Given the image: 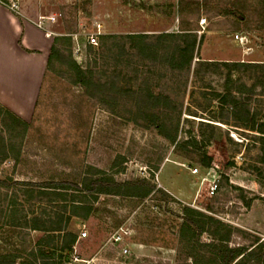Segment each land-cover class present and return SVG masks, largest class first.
Here are the masks:
<instances>
[{
  "label": "rangeland",
  "instance_id": "rangeland-1",
  "mask_svg": "<svg viewBox=\"0 0 264 264\" xmlns=\"http://www.w3.org/2000/svg\"><path fill=\"white\" fill-rule=\"evenodd\" d=\"M20 3L31 16L56 18L45 27L59 37L63 54L88 69L91 81L77 82L56 56L32 109L20 115L0 103V178L10 182L0 187V256L15 257L12 264L29 261L30 250L47 234L26 221L57 205L52 194L41 197L37 185L13 181L80 183L102 172L116 182L147 179L155 190L145 197L76 198L81 208L68 227L77 237L61 264H219L201 243L264 244L261 133L250 127H264V0ZM95 21L101 23L100 36L116 38L99 37L98 46L81 38L76 52L70 35ZM183 31H193L197 41L190 66L179 70L169 61L174 42L157 35ZM137 33L146 39L127 36ZM231 61L253 64L225 65ZM148 91L162 97L147 104ZM152 112L163 130L150 124ZM205 177L218 179L212 197L205 194ZM184 207L204 215H194L202 232L196 225L195 231L181 229ZM83 226L87 234L79 237ZM118 226L132 229L126 255L109 241ZM244 262L264 264V256Z\"/></svg>",
  "mask_w": 264,
  "mask_h": 264
},
{
  "label": "trees",
  "instance_id": "trees-1",
  "mask_svg": "<svg viewBox=\"0 0 264 264\" xmlns=\"http://www.w3.org/2000/svg\"><path fill=\"white\" fill-rule=\"evenodd\" d=\"M0 1L5 2L6 0ZM127 36L131 38H139L141 40H145L147 37L146 34L142 33L128 34ZM100 37L102 39H110L114 36L102 35ZM157 38L160 41L168 40L169 42H174L169 56L170 64L174 68L181 70L190 66L197 41V37L193 31H183L176 34L159 33ZM180 39H183L185 43L181 44ZM58 41L59 37H54V41L48 55L47 68L51 63L52 58L58 56L73 71L75 80L77 82L83 85L89 84L91 81V74H88V69H83L74 59L71 58L70 55L66 56L63 54L61 49L57 47ZM251 64L253 63L240 61L225 62V65L234 68L252 66ZM161 97V95H155L148 91V93L143 95V100L147 104H150L152 102L159 101ZM229 97H231V95ZM5 112H7L13 119L19 121L23 126L28 125L26 122L13 115V113H11V111L8 109H5ZM249 112V109H246L247 116L249 115ZM147 119L154 127L158 128L159 130H163L162 122L160 123L158 121V115L156 113L152 112V114L147 115ZM250 127L251 129L261 133L259 136L261 151L260 157L261 161L264 163V127L259 124L255 125L253 122L251 123ZM203 163L205 165L208 164L207 161H204ZM13 182H15V184L37 185L38 189L40 190L39 195L41 197L52 194L53 197H51L50 201L57 203L53 210L48 211L43 209L41 214L34 215L26 221V224L30 222L27 226L28 228L44 232L47 235L37 241V250H30L29 257L31 259H29V261H23L22 264H61L63 258L73 251V245L77 234L69 229L68 226L71 217L78 215L77 209L81 208L74 204L76 201H79L76 200V198L81 199L82 197H86L89 194L94 196L99 194H121L127 196L145 197L155 190L154 185H152L147 179L136 178L125 180L123 182H116L112 176L103 172L99 177L83 178L82 182L80 183L70 181H48L46 183H34L28 181ZM9 184L10 182L7 183L6 179L0 178V187L6 188L9 186ZM70 193L72 196L67 198ZM251 201L252 199L246 201L245 205L248 207L251 204ZM208 209L212 211L213 207L208 206ZM52 214L54 215L51 216ZM194 215L204 216L190 207L183 208V221L181 224V229L195 231L194 228L196 227L193 226L196 225L199 229L197 232L200 233L203 231V227L198 225V222L194 219ZM208 219L213 220L212 217H208ZM221 240L225 241L226 239ZM200 246L202 249H207V252L216 257L219 264H247L244 262V259L251 261L254 259H262V254L264 256V251H261V248L264 247L263 240L256 241L251 248L242 245L230 247L228 245H219L210 242H203ZM256 247H258L257 250H255ZM0 258V264H12L15 260V257L11 258L9 255H3L0 256Z\"/></svg>",
  "mask_w": 264,
  "mask_h": 264
},
{
  "label": "crops",
  "instance_id": "crops-1",
  "mask_svg": "<svg viewBox=\"0 0 264 264\" xmlns=\"http://www.w3.org/2000/svg\"><path fill=\"white\" fill-rule=\"evenodd\" d=\"M28 12L20 3L15 14L0 1V103L20 115L35 105L54 41Z\"/></svg>",
  "mask_w": 264,
  "mask_h": 264
},
{
  "label": "built area",
  "instance_id": "built-area-1",
  "mask_svg": "<svg viewBox=\"0 0 264 264\" xmlns=\"http://www.w3.org/2000/svg\"><path fill=\"white\" fill-rule=\"evenodd\" d=\"M6 7H8L12 12L15 14H20V0H6L5 2L1 1ZM56 21V18L53 15H37V18L35 19L34 24L39 28L45 31L47 35H50L52 32L48 30L45 27V23H53ZM205 22L204 18H201L200 24H203ZM94 26L92 28H87L86 25H81V28L79 31H76L75 33H72L70 36L72 37L73 41V48L76 52L80 50V39H84V41L89 46H98L99 37L102 34L101 30V23L100 22H93ZM238 37V36H237ZM241 41L244 37H238ZM191 173L196 174L198 172V168L194 167L190 169ZM204 180L207 181V187H206V196L212 197L217 188H218V179L216 177H213L212 179L204 178ZM87 234V231L83 229L80 233L79 237H85ZM132 229L128 226H118L110 235L109 241L113 245L120 246V253L122 255H126L130 252L128 246H127V239L131 236ZM75 259L76 257L73 256Z\"/></svg>",
  "mask_w": 264,
  "mask_h": 264
}]
</instances>
